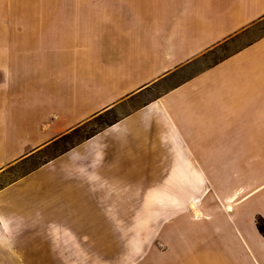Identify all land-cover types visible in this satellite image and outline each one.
<instances>
[{
	"label": "crops",
	"instance_id": "obj_1",
	"mask_svg": "<svg viewBox=\"0 0 264 264\" xmlns=\"http://www.w3.org/2000/svg\"><path fill=\"white\" fill-rule=\"evenodd\" d=\"M113 109L0 184V264H122V237L141 264L182 221L251 241L252 191L226 182L264 156L238 148L264 131V0H0V181Z\"/></svg>",
	"mask_w": 264,
	"mask_h": 264
},
{
	"label": "rangeland",
	"instance_id": "obj_2",
	"mask_svg": "<svg viewBox=\"0 0 264 264\" xmlns=\"http://www.w3.org/2000/svg\"><path fill=\"white\" fill-rule=\"evenodd\" d=\"M17 1L24 3L27 1L30 2V0ZM118 111L113 109L111 112L109 111L106 114H100L92 121L83 124L75 132L64 136L52 145H47L35 153H32V155L29 156L26 161H23V163L8 166L6 172L1 176L0 184L11 179L14 180L28 170L32 171L35 167L41 165V163L52 159L54 156L60 153V151L64 150L65 148H69L74 142L81 140L101 126L104 127L106 123L116 117ZM241 114L239 115L237 113L235 117H231L230 122L237 123L238 118L243 117ZM247 132L248 135L239 139V150H243L242 148L244 145L241 144L244 143L248 146V148H246L247 152L245 155H264V131H259L258 129L254 130L252 128L250 132L249 130ZM234 146L236 147L237 145L235 144ZM239 159H242L241 155L239 156ZM258 160L261 162H258ZM232 165L238 169L240 168L241 170L236 172L238 178L228 179L226 184L229 187H240L244 189V191H252L251 197L245 205L247 210L246 214L248 216L247 221H250V227L252 231L251 241L249 240L247 243L248 238L245 241V239H238L232 234L225 238H222L221 236H212L210 233L211 230L210 232L206 231L204 226H202V234L197 236L193 231L191 224L189 225L186 221H182L179 223V225L172 227V232L181 233V241H178L177 239H170L169 241L167 238L165 241H161V239L159 241L157 240L153 247L157 246V248L159 250L161 249L162 252L157 253L159 250L154 248L153 252L146 256L141 264H177V258L180 251L181 255L179 257L180 261H178V264H260L261 254L259 253L258 249L261 248V239H259V236H257L256 233L262 234V229L264 227V156H261L259 159L255 158V162L244 164L241 161H238L234 162ZM220 188L221 190L225 189V185L221 186ZM237 191L241 192L242 190L238 188ZM225 193L226 192L222 193L223 195L221 194L222 199L224 198ZM239 198L241 199L239 196L235 201H238ZM211 199H215V201H217L213 193H209L206 201ZM194 201L199 203L198 198L192 199L190 203H188V209L190 211L193 210V216L197 218L199 216L198 211L195 209V207V210L190 208L192 204L195 205ZM227 202L232 204L234 200L228 199ZM184 210L185 209H181L180 211ZM251 213L252 219L249 218ZM208 224L210 225V223ZM239 231L243 232V227H240ZM219 232L223 234V228H219ZM207 233H210V235ZM196 236L198 238L192 240L196 238ZM184 237L186 238L185 240H183ZM255 240L256 242L260 241L259 244L254 243ZM126 243L127 246L125 245ZM128 245L129 238L122 237V252L120 254L122 264L128 263L129 258L133 255L131 253L125 252L126 248L128 249ZM117 254L118 253L116 252H107L104 254V263H109L113 256Z\"/></svg>",
	"mask_w": 264,
	"mask_h": 264
},
{
	"label": "bare ground",
	"instance_id": "obj_3",
	"mask_svg": "<svg viewBox=\"0 0 264 264\" xmlns=\"http://www.w3.org/2000/svg\"><path fill=\"white\" fill-rule=\"evenodd\" d=\"M191 206H192V207H191ZM191 206H190V208H191V209H194L195 205H194V204H192ZM194 210H195V209H194Z\"/></svg>",
	"mask_w": 264,
	"mask_h": 264
},
{
	"label": "trees",
	"instance_id": "obj_4",
	"mask_svg": "<svg viewBox=\"0 0 264 264\" xmlns=\"http://www.w3.org/2000/svg\"><path fill=\"white\" fill-rule=\"evenodd\" d=\"M66 136V135H65Z\"/></svg>",
	"mask_w": 264,
	"mask_h": 264
}]
</instances>
